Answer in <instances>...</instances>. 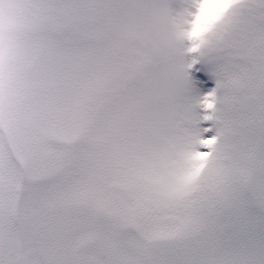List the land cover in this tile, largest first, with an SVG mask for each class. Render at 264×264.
<instances>
[{
    "label": "snow or ice",
    "instance_id": "1",
    "mask_svg": "<svg viewBox=\"0 0 264 264\" xmlns=\"http://www.w3.org/2000/svg\"><path fill=\"white\" fill-rule=\"evenodd\" d=\"M5 48L0 264H264V0H0Z\"/></svg>",
    "mask_w": 264,
    "mask_h": 264
},
{
    "label": "clouds",
    "instance_id": "2",
    "mask_svg": "<svg viewBox=\"0 0 264 264\" xmlns=\"http://www.w3.org/2000/svg\"><path fill=\"white\" fill-rule=\"evenodd\" d=\"M7 38V37H5ZM21 48L24 47V45H20ZM7 57V48L0 50V60H3Z\"/></svg>",
    "mask_w": 264,
    "mask_h": 264
},
{
    "label": "rangeland",
    "instance_id": "3",
    "mask_svg": "<svg viewBox=\"0 0 264 264\" xmlns=\"http://www.w3.org/2000/svg\"><path fill=\"white\" fill-rule=\"evenodd\" d=\"M209 83H211V81H209Z\"/></svg>",
    "mask_w": 264,
    "mask_h": 264
}]
</instances>
